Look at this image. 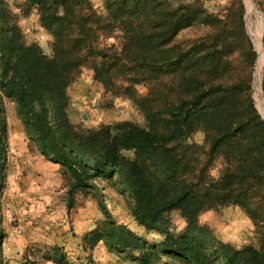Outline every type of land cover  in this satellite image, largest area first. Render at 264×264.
I'll return each mask as SVG.
<instances>
[{
  "label": "trees",
  "instance_id": "trees-1",
  "mask_svg": "<svg viewBox=\"0 0 264 264\" xmlns=\"http://www.w3.org/2000/svg\"><path fill=\"white\" fill-rule=\"evenodd\" d=\"M27 3L52 37L51 50L47 55L37 44L25 43L12 12L0 0V183L6 145L5 97L15 102L29 143L69 176L67 210L73 207L74 193L90 180L117 175L133 200L131 216L145 230L157 229L164 224V216L174 211L186 222L182 229L165 231L159 247L113 225L104 226L109 248L141 254L160 249L186 264H214L190 229L198 214L212 207L210 201L247 208L244 195L253 187L252 181L235 184L225 177L220 180V193L206 188L203 170L194 162V148L186 143L196 130L207 134L217 128L220 137L212 145L215 149L216 142L228 134L223 131L220 110L227 104L233 111L251 108L247 90L232 98L217 84L218 77L231 73L232 49L228 50L224 33L186 52L173 41L202 13L191 4L172 9L162 0H108L98 12L90 0ZM85 67L112 94L126 95L134 92L135 85L145 84L146 95L135 103L150 129L128 122L89 130L75 126L67 112V89ZM236 131L254 139L249 128L238 126ZM259 143L264 150V142ZM3 237L0 227V245ZM63 256L48 261L64 264ZM140 260L147 262L145 255ZM222 264H264V250L245 246L225 254Z\"/></svg>",
  "mask_w": 264,
  "mask_h": 264
},
{
  "label": "rangeland",
  "instance_id": "rangeland-1",
  "mask_svg": "<svg viewBox=\"0 0 264 264\" xmlns=\"http://www.w3.org/2000/svg\"><path fill=\"white\" fill-rule=\"evenodd\" d=\"M107 1L90 0L92 8L98 12L105 9ZM162 1L172 9L180 4H191L202 12L192 26L180 30L175 36L173 42L178 49L190 51L195 45L207 42L212 35L224 33L228 50L232 49L229 54L231 73L218 77L217 84L233 94L232 98L244 90L249 94L251 108L248 111L243 112L240 108L233 111L229 104L220 110V117L225 119L223 131L228 134L216 142L215 149L212 150V145L220 137L217 128L207 134L196 130L186 138V143L194 148L195 164L203 170V186L220 193V180L225 177L235 184L253 183L244 195L248 198L242 195L248 201L247 208L210 201L212 207L200 212L190 229L213 263L222 264L224 255L230 251L245 246L264 250V150L259 146L260 141L264 142V117L254 98L259 48L250 33L253 24L260 35L264 59V0H252L249 16L245 0ZM3 2L12 12L25 43L37 44L49 55L52 37L40 26L36 9L29 6L27 0ZM261 73L260 89L264 101V62ZM146 93L145 84L135 85L134 92L126 95L107 92L93 79L92 71L85 67L67 89L68 116L75 126L84 130L121 122L149 130L143 111L135 103V99ZM2 104L6 145L0 183V227L4 235L0 245V264H56L48 260H58L62 255L64 264H141L142 255H145L146 264H186L181 258L158 252L160 249L141 254L139 250L119 252L109 248L104 226L113 225L150 246L159 247L165 231L173 227L183 228L186 222L178 211H174L164 216V224L157 229L145 230L131 216L133 200L117 175L90 180L86 188L74 193L73 207L67 210L69 176L58 164L46 161L29 143L17 117L15 102L2 97ZM238 126L251 129L254 139L236 131ZM50 200L57 207H50ZM55 214L63 218L62 224L55 223ZM89 223V232L81 236L75 234L80 231L78 225L84 230ZM62 225L70 238L66 244L69 246L65 247L48 242L49 235L57 233L55 235L59 237ZM97 238L100 240L96 241ZM101 244L105 252L111 253V259L106 257L104 250L98 256L100 248L96 247ZM55 247L61 249L54 250Z\"/></svg>",
  "mask_w": 264,
  "mask_h": 264
},
{
  "label": "bare ground",
  "instance_id": "bare-ground-1",
  "mask_svg": "<svg viewBox=\"0 0 264 264\" xmlns=\"http://www.w3.org/2000/svg\"><path fill=\"white\" fill-rule=\"evenodd\" d=\"M245 3H246L247 15L249 16V12L253 8V1L252 0H245ZM250 33H251V36H252L255 44L259 48V60L257 62V71L255 74L254 87H253L254 98H255L257 107L259 108V110L261 111V113L264 117V101L262 99V93H261V89H260V79H261V74H262L261 71H262L263 62H264L263 53L260 49V35L256 31V28L253 24H252V27L250 29Z\"/></svg>",
  "mask_w": 264,
  "mask_h": 264
},
{
  "label": "crops",
  "instance_id": "crops-1",
  "mask_svg": "<svg viewBox=\"0 0 264 264\" xmlns=\"http://www.w3.org/2000/svg\"><path fill=\"white\" fill-rule=\"evenodd\" d=\"M49 203L51 204L50 205V207H52V208H55V207H57L56 206V204H54V202L53 201H49ZM48 203V204H49ZM57 214V213H56ZM54 215V217H53V220H55L56 222V224L58 225V224H62L63 222V218L62 217H58L57 215ZM85 229L84 230H82V226L81 225H78V228L80 229V231H76V233L75 234H79L80 236L81 235H83V234H85L86 232H89L91 229V226H90V223L89 224H86L85 226ZM88 227V228H87ZM61 233L58 235L59 237H57V235H55V234H57V233H54V234H52V235H49V243H51V244H54V245H58V246H60V247H65V246H69V245H66L67 244V242H69V237H68V235L67 234H65V230H64V228H63V225H62V228H61V231H60ZM73 244V243H72ZM97 248H100L98 251H99V253H98V256L102 253V250H104V254L106 255V257H109V259H111V253H107V252H105V247H104V245L103 244H101V246H98V247H96V249ZM65 250H66V248H65ZM97 256V252H95L94 253V257H96Z\"/></svg>",
  "mask_w": 264,
  "mask_h": 264
}]
</instances>
